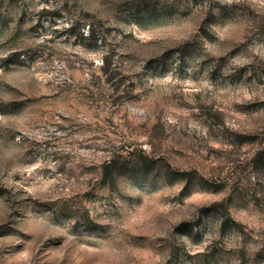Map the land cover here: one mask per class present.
Returning a JSON list of instances; mask_svg holds the SVG:
<instances>
[{"label":"rangeland","instance_id":"rangeland-1","mask_svg":"<svg viewBox=\"0 0 264 264\" xmlns=\"http://www.w3.org/2000/svg\"><path fill=\"white\" fill-rule=\"evenodd\" d=\"M0 264H264V0H0Z\"/></svg>","mask_w":264,"mask_h":264},{"label":"trees","instance_id":"trees-1","mask_svg":"<svg viewBox=\"0 0 264 264\" xmlns=\"http://www.w3.org/2000/svg\"><path fill=\"white\" fill-rule=\"evenodd\" d=\"M88 28H87V30H85V35H84V33L82 34V35H84V36H82L84 39H90V38H94V39H96V30L93 28V26L91 25V24H88V26H87ZM68 29H69V32H71L72 31V29H73V24H71L69 27H68ZM97 39H100V38H97ZM106 66H108V62L106 61V64L105 65H103V67L105 68V69H107L106 68ZM115 168H116V163H115V160H113V159H111V160H109V161H107V162H105L104 164H103V170H104V172H105V174H111L112 172H114V170H115Z\"/></svg>","mask_w":264,"mask_h":264}]
</instances>
